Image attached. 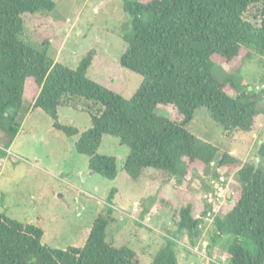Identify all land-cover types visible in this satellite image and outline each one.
<instances>
[{"label":"trees","instance_id":"1","mask_svg":"<svg viewBox=\"0 0 264 264\" xmlns=\"http://www.w3.org/2000/svg\"><path fill=\"white\" fill-rule=\"evenodd\" d=\"M122 1L129 30H115L126 42L120 64L143 77L130 99L88 76L92 52L72 69L23 40L25 22L52 12L53 0H0V134L13 143L27 93H35V87L33 108L55 120L65 106L90 114L92 126L81 135L57 121L55 127L68 137L80 136L77 151L104 178L118 175L117 159L98 153L105 135L129 147L124 171L136 182L151 169L158 175L148 178L166 184L173 179L189 184L200 177L199 169L215 184L236 174L235 204L218 210V189L203 181V210L196 215L195 203L185 202L177 212V227L196 242L212 218L217 233L207 248L209 257L228 254V264H264V170L190 128L197 110L206 108L231 139L235 132H252L264 114V88L242 89L238 80L248 63L264 59V0ZM235 61L233 69L224 71L225 64ZM162 108L175 109L179 120ZM258 153L264 158V140ZM110 222L99 216L82 246L52 248L44 242L42 227L0 213V264H140L142 255L135 249L108 241ZM245 240L257 245V253L244 246ZM177 246L169 238L151 264H179Z\"/></svg>","mask_w":264,"mask_h":264},{"label":"rangeland","instance_id":"2","mask_svg":"<svg viewBox=\"0 0 264 264\" xmlns=\"http://www.w3.org/2000/svg\"><path fill=\"white\" fill-rule=\"evenodd\" d=\"M53 1L52 12L40 13L25 22L23 40L45 49L55 61L72 69L78 68L92 52L94 59L88 76L125 98H132L143 77L120 64L126 42L115 30H129L123 1ZM236 62L225 64L224 71L233 69ZM238 80L242 89L250 85L249 90L253 86L257 91L262 90L264 59L248 63ZM32 89L37 93V88ZM35 93H27L26 107L20 114L21 127L13 143L7 144L0 134L1 214L39 225L46 232L44 242L52 248L82 246L92 225L102 216L111 220L107 228L108 241L135 249L142 255L140 264H151L169 238L177 241L179 264H228V254L208 256L207 248L213 245V236L217 233L212 218L206 220L202 238L196 242L186 230L180 231L177 227V212L185 202L195 203L194 213L200 215L202 197L207 191L203 181L215 184L212 177L199 169L200 177L189 184L176 179L166 184L148 178L158 175L151 169L140 182L130 180L124 171L129 147L105 135L98 153L117 159L118 175L114 180L104 178L90 170L89 158L76 149L79 135L92 126L90 114L79 107L65 106L59 108L58 120H55L43 110L33 108ZM161 110L177 120L180 118L175 109ZM56 121L77 128L80 134L68 137L55 127ZM190 128L200 138L219 145L243 162L258 163L264 170V158L258 153L264 140V114L258 117L252 132L238 131L231 139L206 108L197 110ZM236 178V174H232L223 177L222 184L216 182L218 210L225 212L232 203L235 195L232 185H236ZM161 198L171 205L162 203ZM109 208L113 210L111 214ZM221 242L222 238L215 246L218 248ZM243 244L257 253V245L252 241L245 240Z\"/></svg>","mask_w":264,"mask_h":264},{"label":"built area","instance_id":"3","mask_svg":"<svg viewBox=\"0 0 264 264\" xmlns=\"http://www.w3.org/2000/svg\"><path fill=\"white\" fill-rule=\"evenodd\" d=\"M208 259H210V262H212V263H218L216 260H214L213 258H208Z\"/></svg>","mask_w":264,"mask_h":264},{"label":"water","instance_id":"4","mask_svg":"<svg viewBox=\"0 0 264 264\" xmlns=\"http://www.w3.org/2000/svg\"><path fill=\"white\" fill-rule=\"evenodd\" d=\"M258 167H259V166H258V163H257V164L255 165V169L257 170ZM235 202H236L235 200L232 201L233 204H235Z\"/></svg>","mask_w":264,"mask_h":264}]
</instances>
